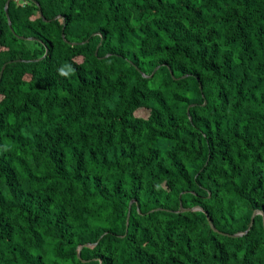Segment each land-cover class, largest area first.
<instances>
[{"label":"trees","instance_id":"obj_1","mask_svg":"<svg viewBox=\"0 0 264 264\" xmlns=\"http://www.w3.org/2000/svg\"><path fill=\"white\" fill-rule=\"evenodd\" d=\"M3 65L0 264H264V0H0Z\"/></svg>","mask_w":264,"mask_h":264},{"label":"water","instance_id":"obj_2","mask_svg":"<svg viewBox=\"0 0 264 264\" xmlns=\"http://www.w3.org/2000/svg\"><path fill=\"white\" fill-rule=\"evenodd\" d=\"M7 5H8V4L5 5V8H4V9H5V13H6V15H7L8 25L10 26V20H9V18H8V9H7L8 6H7ZM40 14H41V13H40ZM58 17H59V16H57L56 18H58ZM56 18H55V19H56ZM62 36H64V35L62 34ZM20 38H21V39H25L24 37H20ZM28 39L32 40V38H28ZM99 45H100V44H99ZM97 49H98V47H97ZM97 49H96V52H97ZM45 53H46V52H45ZM5 66H6V65H3L2 68H1V71H0V80H1L2 72H3V69L5 68ZM194 211H201V212H204V210H203L202 208L198 207V206H196V207H191V208H187V209L183 208V207L181 206V204H180V206H179V212H194ZM258 214H262V213H261L260 211H257V210H255V211L252 213L251 221H250V224H249L248 230L251 228V226H252V224H253V219H254V217H255L256 215H258ZM128 215H129V213H128ZM128 215H127V220H128ZM262 216H263V215H262ZM207 220H208V223H209L211 229H212L213 231H216V229L214 228V226H213L211 220H210L208 217H207ZM126 225H127V221H126ZM263 228H264V216H263ZM248 230H246L245 232H241V233L233 234L232 237H239V236H241V235L247 233ZM89 246H91V245L86 244V245H84V246H79V247L77 248V257L80 258V251H81V249H82L83 247H89Z\"/></svg>","mask_w":264,"mask_h":264},{"label":"clouds","instance_id":"obj_3","mask_svg":"<svg viewBox=\"0 0 264 264\" xmlns=\"http://www.w3.org/2000/svg\"><path fill=\"white\" fill-rule=\"evenodd\" d=\"M65 69H68V71H65ZM58 71H59V75L67 77V76H69L72 69H71L70 65L65 64Z\"/></svg>","mask_w":264,"mask_h":264},{"label":"rangeland","instance_id":"obj_4","mask_svg":"<svg viewBox=\"0 0 264 264\" xmlns=\"http://www.w3.org/2000/svg\"><path fill=\"white\" fill-rule=\"evenodd\" d=\"M135 114H136V115H139V116H145V112H143V111L136 112Z\"/></svg>","mask_w":264,"mask_h":264}]
</instances>
